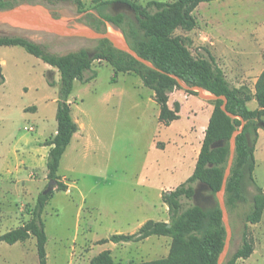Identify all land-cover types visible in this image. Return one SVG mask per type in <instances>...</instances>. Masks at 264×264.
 <instances>
[{
	"label": "rangeland",
	"instance_id": "1",
	"mask_svg": "<svg viewBox=\"0 0 264 264\" xmlns=\"http://www.w3.org/2000/svg\"><path fill=\"white\" fill-rule=\"evenodd\" d=\"M129 1L144 6L150 0ZM81 2L82 8L73 0H55L52 4L20 0L17 7L39 12L70 28H88L83 21L87 14H95L91 10L95 0ZM105 12L109 13L110 9ZM193 16L196 27L190 32L176 30L174 35L188 40L187 46L195 58L207 57L209 52L231 86L254 92V81L264 66V0L201 3ZM109 30L124 39L118 29L106 24V31ZM0 37L24 38L59 56L79 49L91 51L97 45V40L13 29L2 23ZM92 73L95 77L86 84L74 82L69 98L71 115L79 130L58 169L68 189L55 191L41 215L47 236V264H89L100 254L97 239L132 234L143 218L168 219L167 207L160 199L161 191L186 180L180 172L184 139L179 132L193 130L198 136L196 145L185 153L187 170L205 133L201 115L184 114L172 127L163 126L158 121L159 110L153 92L134 74L120 73L113 81L114 70L105 61H94L85 77ZM0 75L3 79L0 84V217L8 216L0 222V234H4L30 219L37 196L48 185L44 162L41 165L26 162L21 167V178L12 177L6 170L18 162V155L24 160V139L54 133L59 73L21 47L1 46ZM247 107L255 110L257 104L251 101ZM29 127L31 132L25 131ZM254 156L253 179L264 190V132L257 141ZM256 195L255 187L249 184L247 203L232 209L225 207L230 239L223 262L241 245L244 218ZM219 198L216 194L218 203ZM221 199L224 201V195ZM142 201L147 202V208H141ZM213 203L208 190L203 189L196 200H184L183 207L209 208ZM247 228L257 249L248 259H239L236 264H264V238L261 239L257 227L247 224ZM261 243L262 249L258 250ZM21 244L1 243L0 264H38L35 238L30 237ZM130 244L113 247L110 254L114 264L164 259L169 254L171 239L163 243L162 252L147 256L143 252L148 246ZM152 245L155 248L156 244Z\"/></svg>",
	"mask_w": 264,
	"mask_h": 264
},
{
	"label": "trees",
	"instance_id": "2",
	"mask_svg": "<svg viewBox=\"0 0 264 264\" xmlns=\"http://www.w3.org/2000/svg\"><path fill=\"white\" fill-rule=\"evenodd\" d=\"M52 4L55 0H33ZM82 8L81 0H73ZM216 0H171L170 2L148 1L144 6L129 0H95L92 11L84 18L83 24L97 32L106 33V24L120 31L129 47L141 58L149 61L158 71L138 62L129 54L119 51L106 40H98L96 47L89 51L79 49L66 55L47 53L40 45L20 37H0L1 46L21 47L27 54L40 59L59 73L58 98L56 101V134L43 145L50 147L46 158V178L55 181L54 189L47 194L41 192L36 200L30 219L15 229L0 236V242L8 245L23 243L30 237L36 241L38 264L46 263L45 246L47 236L41 215L55 191H67V185L58 174L61 159L79 127L71 115L69 98L75 81L86 84L95 73L91 71L94 61H105L114 70L113 81L120 73H132L144 87L153 92V100L158 106V121L163 125L179 119L180 105L168 107L169 94L174 89H183L173 78L177 77L188 87L197 86L214 96L226 98V111L222 110V100L208 101L213 111L205 129L202 145L190 177L172 191L162 192L161 201L168 211V222L146 221L135 233L114 234L106 242L138 243L151 236L171 239L169 254L164 259L140 264H217L225 242V228L222 212L216 201L221 190L224 172L230 153V139L233 132L241 129L235 138L234 159L227 178L224 203L227 209L247 203L246 187L251 184L257 195L251 209L246 214L241 245L223 264H236L237 260L248 259L254 251V242L247 224L260 222L264 211V190L255 183V147L258 131H264V68L254 84V94L246 88L231 86L214 58H195L187 46L186 38L175 36L176 30L190 32L196 27L194 10L201 3ZM20 0H0V10L11 9ZM122 11H117L118 9ZM110 9L109 13L105 10ZM3 79L0 75V84ZM53 86V82H49ZM197 96L196 92L187 91ZM254 100L257 109L249 110L247 104ZM195 185H198L195 188ZM46 189V188H45ZM207 189L214 203L209 208L200 205L183 207V201L196 200L201 190ZM89 264H114L110 251H103ZM134 264V263H129Z\"/></svg>",
	"mask_w": 264,
	"mask_h": 264
},
{
	"label": "crops",
	"instance_id": "3",
	"mask_svg": "<svg viewBox=\"0 0 264 264\" xmlns=\"http://www.w3.org/2000/svg\"><path fill=\"white\" fill-rule=\"evenodd\" d=\"M263 68H264V66L261 68V71L259 72L258 76L262 72ZM258 76H257V78H258ZM257 78L255 79L254 84H255ZM234 87L238 88V86H234ZM253 89H254V85H253ZM251 93L254 94V92H251ZM152 97H153V93H152ZM251 101H254V100L252 99ZM174 103H178L180 105L179 119L176 120V121L171 122L169 125H163L162 124L163 126H166L167 128H170V127H172L174 125L175 122L179 121L180 118L184 114H186V115H191L192 114L195 117L198 116V115H201V117L204 120L203 124L205 125V129H206L208 121H209V118H210V116L212 114V111H213V105L212 104H210L208 101L200 99L197 96L190 95V94L186 93L185 90H183V89H174L169 94L168 107L172 108ZM171 104H172V106H171ZM56 128H57V123H56V127H55V130H54V133L52 135L48 136V137L37 136L34 139H24L23 140V145H24V147H26L25 149L22 150L23 153H24V160L21 161L19 159V155H18V162L16 164H14L10 168V170L7 169L6 173L10 174L12 177L21 178L20 177V174H21V171H22L21 167L24 166L26 164V162L30 163L31 165H36V164L37 165H41L42 162H44L46 164V158H47V155H48L50 147H47V146H44V145H41V144H43V142L46 139H49V137H53L56 134ZM31 130H32V127H29L28 129H25V131H27V132H31ZM262 132H264V131H258V139L260 138ZM75 136H76V134L73 136L69 146H72V142L74 141ZM179 136L184 139V146L182 147V151H181V158H182V161H183V166L180 169V172L184 176H186V179H187L188 177H190L192 175V173L194 171L196 160H197V157H198L201 145H202V141H203L204 135H203V137L201 139V142L199 143V148H198L197 153L195 155L194 154L192 155L193 164L188 170L186 169V165H185V163H186L185 153L190 152L192 147H194L196 145V143L198 141V136L195 134V132L193 130H190L189 132H187V131L182 132L181 131V132H179ZM258 139H257V141H258ZM255 167H256V162H255ZM254 171H255V169H254ZM254 171H253V174H254ZM67 188H68V186H67ZM175 188H176L175 186H173V187L172 186H167L161 191V193L162 192H167V191H172ZM20 191L23 192V190H20ZM160 199H161V195H160ZM140 206H141V208H147L148 204H147V202L142 201ZM164 207H166L165 204H164ZM150 208H151V206H150ZM167 214H168V211H167ZM7 219H8V216L6 218L1 216L0 217V222L6 221ZM149 220H151V219L143 218L140 221H138L137 224H136V227H135L136 228L135 232L146 221H149ZM158 222H168V219H160V221H158ZM253 226L257 227V230L260 232L261 239H263L264 238L263 237L264 236V234H263L264 233V211H263L262 218H261L260 222L255 224V225H253ZM1 235H3V234H0V236ZM109 237L101 238V239H97V240L98 241L106 240ZM169 240H170V238H168V237L151 236V237H148L147 239H145V240H143L141 242L134 243V244H138V245H140V247H143V248H144V246H148L149 248L145 249V251L143 252L144 255L147 256L148 254L149 255H155V254H158L159 252H162L163 251V247H162L163 243H165L166 241H169ZM1 243H3V242H0V245H1ZM24 243H22L21 245H24ZM130 243H132V242H130ZM130 243L114 244L112 242H106L104 244H98V246L100 248L99 249V253H101L103 251H112L113 247L118 246V245H122V246L123 245L124 246L131 245ZM153 243L156 244L155 248L152 245ZM257 247H258V250L262 249V243L259 246H257ZM256 249L257 248L254 247L253 253L256 252ZM243 261H245V260H243ZM126 264H127V261H126Z\"/></svg>",
	"mask_w": 264,
	"mask_h": 264
},
{
	"label": "water",
	"instance_id": "4",
	"mask_svg": "<svg viewBox=\"0 0 264 264\" xmlns=\"http://www.w3.org/2000/svg\"><path fill=\"white\" fill-rule=\"evenodd\" d=\"M0 23L12 27L13 29L33 30V31L44 32L57 36L75 37V38H83V39L97 40V41L106 39L111 43L113 48L129 54L135 60L144 64L148 68L158 71L149 61L138 56V54L129 47V45L124 39H120L119 37H117L114 34H111L110 32L101 33L91 28H70L67 26L66 23L55 21L53 19L47 18L46 16H44L39 12H34L28 8L17 7V6L11 9L0 10ZM173 78H175L180 83L181 87L184 90L196 92L198 97L202 100L205 101H216L219 99L222 100L223 103L220 107L221 110L228 117L234 118L233 115L229 114L226 111L225 108L226 98L224 96H219V97L214 96L197 86L188 87L184 85L177 77L173 76ZM243 125L244 122H242V127ZM241 129L233 132L232 137L230 139V153H229L227 166L224 172L223 183L221 190L217 193V195L220 196L218 204L222 212V222L226 232L224 247L218 257L217 264H223V261L227 254L228 243L230 239V230L226 219L225 203L221 199V196L224 195L226 181L230 174V169L234 159L235 138L241 132ZM54 185H55V181H49L48 185L46 186V189L43 191V194L45 195L48 192L52 191L54 189Z\"/></svg>",
	"mask_w": 264,
	"mask_h": 264
},
{
	"label": "bare ground",
	"instance_id": "5",
	"mask_svg": "<svg viewBox=\"0 0 264 264\" xmlns=\"http://www.w3.org/2000/svg\"><path fill=\"white\" fill-rule=\"evenodd\" d=\"M109 32H111V33L114 34V35H117L116 32L113 31V30H109Z\"/></svg>",
	"mask_w": 264,
	"mask_h": 264
}]
</instances>
